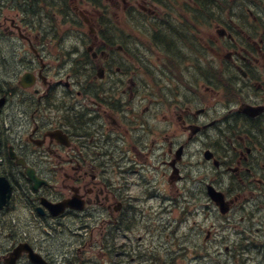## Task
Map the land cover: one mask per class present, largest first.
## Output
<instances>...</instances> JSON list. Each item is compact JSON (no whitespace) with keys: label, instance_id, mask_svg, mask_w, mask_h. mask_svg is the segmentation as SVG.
I'll return each instance as SVG.
<instances>
[{"label":"flooded vegetation","instance_id":"1","mask_svg":"<svg viewBox=\"0 0 264 264\" xmlns=\"http://www.w3.org/2000/svg\"><path fill=\"white\" fill-rule=\"evenodd\" d=\"M108 1L0 0V264H34L31 254L175 264L188 259L180 233L194 215V234L200 207L231 217L264 201V35L246 18L255 8L231 2L212 17L199 0L202 16L144 8L138 19L126 0L121 19ZM73 197L75 209L53 215ZM172 212L174 252L158 256Z\"/></svg>","mask_w":264,"mask_h":264},{"label":"rangeland","instance_id":"2","mask_svg":"<svg viewBox=\"0 0 264 264\" xmlns=\"http://www.w3.org/2000/svg\"><path fill=\"white\" fill-rule=\"evenodd\" d=\"M118 5L115 6L114 10L117 11V15L119 18H123L125 16V4L124 1L126 0H115ZM134 3V5L139 8V11H136L135 14H132V17L135 18H142L144 16L143 9H147L146 14L148 16H159V18H165L166 12H170V8L162 7L164 4H157L155 6L152 5L151 0H127ZM231 1H239V0H231ZM251 1V0H249ZM255 1V0H254ZM107 5L112 6L108 0H104ZM256 4L255 10L253 11V16L251 14H247L246 18L249 20L250 23H255L257 27V32L264 35V0H259ZM174 9V8H171ZM229 10V9H227ZM141 12V13H140ZM134 13V11L132 12ZM171 13V12H170ZM172 17L178 16L177 14H172ZM228 16V15H227ZM260 21L257 19V17ZM190 17H193L191 14ZM256 17L257 21H254L253 18ZM250 26V24H247ZM211 32H216V23L210 26ZM206 35V33H205ZM257 38V37H255ZM208 58L214 59L215 55L212 52ZM23 192H28L27 188L23 186ZM252 190L246 189L244 194L242 195L243 201H250L248 200ZM214 212L216 211L215 207L212 206ZM203 210L202 207L199 208V212ZM229 209L226 212H219L215 213L217 216L210 218V215L206 216H199L198 225H195L194 234L191 236V228L194 225L193 220L190 224H185L186 231L180 233V242L183 243V251L184 257L188 259H184L183 257L179 256L176 258L175 264H264V255L260 250V246H264V201L254 200L252 203L250 202L249 205H244L243 211L239 210L236 214H233L231 217L228 213ZM175 213V212H173ZM173 219V215L170 216ZM253 218V219H252ZM234 220L236 227H234L231 223V220ZM66 223H71L70 221H66ZM170 223L167 225V220H164L163 227L166 226V229H163V236H168L167 239H163L162 246L160 244L155 243L154 251L158 253V256L166 257L168 256L167 253L174 252L172 247L170 246L171 243V236L172 233L174 234V226H171ZM184 230V224H183ZM201 233V237H197L198 233ZM211 231V234L214 235L212 240L211 237H207V232ZM144 232V231H143ZM70 234L69 232L66 233V242L70 241ZM191 238L189 239V237ZM260 238V239H259ZM144 241H142L143 244ZM214 244L215 247L211 248L210 245ZM67 244L65 243V246ZM226 246L230 247L232 254H228L226 251ZM143 249L152 251L150 246H146ZM187 252V255H186ZM220 254L219 260L213 259L216 258V255L213 254ZM146 252H142V256H146ZM148 257L150 255H147ZM232 257V259L227 262L226 259L223 258ZM236 257V258H234ZM139 264V263H138Z\"/></svg>","mask_w":264,"mask_h":264},{"label":"water","instance_id":"3","mask_svg":"<svg viewBox=\"0 0 264 264\" xmlns=\"http://www.w3.org/2000/svg\"><path fill=\"white\" fill-rule=\"evenodd\" d=\"M28 174L30 175L31 179L38 182L37 178L35 177L34 171H28Z\"/></svg>","mask_w":264,"mask_h":264},{"label":"bare ground","instance_id":"4","mask_svg":"<svg viewBox=\"0 0 264 264\" xmlns=\"http://www.w3.org/2000/svg\"><path fill=\"white\" fill-rule=\"evenodd\" d=\"M163 229H166V226H164ZM259 239H260V238H259Z\"/></svg>","mask_w":264,"mask_h":264}]
</instances>
